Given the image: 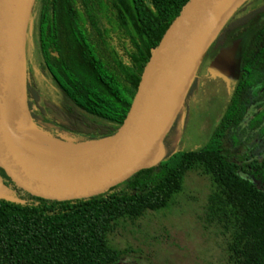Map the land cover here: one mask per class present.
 <instances>
[{"label":"trees","instance_id":"1","mask_svg":"<svg viewBox=\"0 0 264 264\" xmlns=\"http://www.w3.org/2000/svg\"><path fill=\"white\" fill-rule=\"evenodd\" d=\"M189 1L82 0L77 11L75 0H46L38 36L45 68L71 104L70 110L110 125L80 140L64 139L90 143L115 135L128 115L152 51ZM233 21L259 28L244 54L231 102L207 144L195 152L170 153L172 127L151 168L105 193L68 202L25 194L0 169L3 185L22 201L0 200V264H118L124 254L109 246L112 224L164 209L181 190L185 173L197 166L217 185L212 204L229 201L222 211L235 230L231 261L264 264V153L255 157L254 150L248 149L251 155L236 156L231 150L244 145V134L239 136L238 130L250 107L258 112L247 121L252 132L248 141L255 130L264 134V0H240L226 24ZM26 95L23 107L29 112L37 99L32 101L29 88ZM190 95L191 91L185 100Z\"/></svg>","mask_w":264,"mask_h":264},{"label":"rangeland","instance_id":"2","mask_svg":"<svg viewBox=\"0 0 264 264\" xmlns=\"http://www.w3.org/2000/svg\"><path fill=\"white\" fill-rule=\"evenodd\" d=\"M35 13L32 11L28 27L23 82L24 93L29 88L32 101L37 99V104L29 108L35 125L53 136L77 140L108 128L110 125L103 121L70 110L71 104L42 69L35 48ZM258 28V24L233 21L217 30L187 87V95L190 91L191 95L180 107L168 136V152H195L207 144L231 102L241 79L244 54L251 49ZM255 112V108L248 109L238 130L239 136L244 134V145L231 148V143L227 144L236 156L248 149L254 150L255 157L264 153V134L257 135L255 130L252 140L247 139L252 133L247 121ZM216 191L212 177L203 168L193 167L185 173L181 190L164 209L115 221L109 246L124 254L118 264H235L230 256L235 230L222 211L223 203L229 201L225 198L220 206L212 204Z\"/></svg>","mask_w":264,"mask_h":264},{"label":"water","instance_id":"3","mask_svg":"<svg viewBox=\"0 0 264 264\" xmlns=\"http://www.w3.org/2000/svg\"><path fill=\"white\" fill-rule=\"evenodd\" d=\"M35 1L0 0V169L25 194L68 202L105 193L154 165L209 42L240 0H190L152 51L123 125L111 138L90 143L71 142L43 131L23 107L26 42ZM211 23L212 30L185 78L197 42ZM167 114L170 117L164 124ZM29 131L74 146L106 144L89 165L64 175L36 165L25 154L22 138ZM0 200L22 202L1 179Z\"/></svg>","mask_w":264,"mask_h":264},{"label":"bare ground","instance_id":"4","mask_svg":"<svg viewBox=\"0 0 264 264\" xmlns=\"http://www.w3.org/2000/svg\"><path fill=\"white\" fill-rule=\"evenodd\" d=\"M212 27L213 23L209 24L197 42L191 62L185 71V78L190 73ZM169 117V114H167L164 124L168 122ZM22 140L25 154L36 165L58 171L64 175H69L89 165L98 157L106 144V142H98L90 145L74 146L60 143L37 131H29Z\"/></svg>","mask_w":264,"mask_h":264},{"label":"flooded vegetation","instance_id":"5","mask_svg":"<svg viewBox=\"0 0 264 264\" xmlns=\"http://www.w3.org/2000/svg\"><path fill=\"white\" fill-rule=\"evenodd\" d=\"M45 2H46V0H37L36 3H35V6L33 7V11L36 12L35 16L37 14V19L35 20V23H34L35 24L34 40H35L36 51H37L38 56H39V58L41 60L42 69L47 73V75H49V73H48V71H47V69L45 68V65H44L45 62L43 61V59L41 57V54H40V43H39V37H38L39 36V24H40L41 14H42V12L44 10V7H45ZM81 2H82V0H75V3L77 5V11H81ZM79 25H80V19L79 20L77 19V30L79 29ZM60 42L65 47L67 46V42L63 38L60 39ZM49 50H50V48H49ZM50 78H51V76H50ZM252 108H255V107H252ZM257 112L258 111L256 110L255 114ZM255 114L253 116H255Z\"/></svg>","mask_w":264,"mask_h":264}]
</instances>
